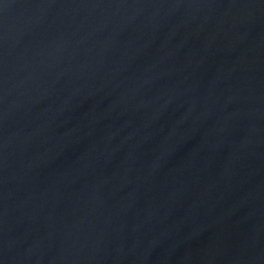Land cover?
Wrapping results in <instances>:
<instances>
[{
    "label": "water",
    "instance_id": "1",
    "mask_svg": "<svg viewBox=\"0 0 264 264\" xmlns=\"http://www.w3.org/2000/svg\"><path fill=\"white\" fill-rule=\"evenodd\" d=\"M0 264H264V0H0Z\"/></svg>",
    "mask_w": 264,
    "mask_h": 264
}]
</instances>
